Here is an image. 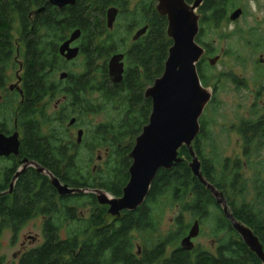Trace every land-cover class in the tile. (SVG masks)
I'll list each match as a JSON object with an SVG mask.
<instances>
[{
  "label": "trees",
  "instance_id": "trees-1",
  "mask_svg": "<svg viewBox=\"0 0 264 264\" xmlns=\"http://www.w3.org/2000/svg\"><path fill=\"white\" fill-rule=\"evenodd\" d=\"M43 1L0 0V75L19 52L9 43L16 22L25 68L23 102L5 116L24 130L20 157L35 161L79 192L59 196L46 175L29 168L19 175L9 193L17 165L0 166V194L4 193L0 196V230L7 228L15 237L36 215L44 219L43 243L23 254L19 264H261L233 230L210 191L192 175L188 166L191 157L184 146L178 150L182 161L170 170L158 171L136 210L110 217L107 206L98 205L94 191L120 198L128 182L129 154L151 112V102L144 98V92L163 73L172 45L166 35L167 21L157 13L154 0H140L132 10L127 8L129 0H75L59 15L49 11L29 18L32 7H39ZM185 1L192 4L194 0ZM236 6V0H205L197 10L196 42L204 48L205 56L213 50L202 38L227 22L228 12ZM109 9L126 16L127 33L146 27V32L121 52L125 66L117 84L111 82L107 71L106 58L118 48L104 37ZM74 30L80 31V53L70 65L80 59L82 71L67 70L66 79L59 81L56 73L67 63L57 49L66 33ZM206 63L202 57L196 66L202 85L207 82ZM93 93L100 96L96 99L100 100L98 107L111 104L119 109L121 120L98 125L74 146L63 123L71 115H77L71 117L76 122L88 111H97L90 99ZM59 98L67 102V107L50 117L47 107ZM199 125L191 148L200 162L203 179L222 195L233 218L251 230L264 252V160H254L263 146V120L242 121L237 128L245 165L238 159L232 163L228 159L220 161L215 153L207 158L203 142L213 143L212 136L202 117ZM101 147L105 160L94 170L89 166L92 155ZM82 148L85 157L79 153ZM0 162L7 161L0 158ZM244 167L252 171L251 176L244 177ZM86 207L90 214L83 217L77 208ZM167 211L175 213L174 225L161 237L159 225ZM194 222L201 234L214 242L212 250L201 245L190 251L181 247ZM64 230L66 236L62 238ZM134 247H138L140 256Z\"/></svg>",
  "mask_w": 264,
  "mask_h": 264
},
{
  "label": "water",
  "instance_id": "water-1",
  "mask_svg": "<svg viewBox=\"0 0 264 264\" xmlns=\"http://www.w3.org/2000/svg\"><path fill=\"white\" fill-rule=\"evenodd\" d=\"M205 0H194L187 4L185 0H154L156 11L166 18V35L172 45L168 50L164 63L163 73L144 92V98L151 102V112L148 123L142 128L141 133L134 139L132 150L129 154L131 166L128 169L129 179L122 191L120 198L107 197L101 190L94 191L96 201L100 206H107V214L119 217L124 211L131 212L140 207L148 193L150 185L159 170H170L182 161L178 157V150L184 146L191 157L189 168L196 177L213 195L221 207L225 218L230 222L233 230L240 236L243 243L254 253L261 264H264V252L258 239L245 225L237 222L228 210L225 199L202 177L200 162L192 151L191 145L199 134V119L211 100L212 93L205 89L197 74V64L204 55V48L196 42L199 32V16L196 14ZM75 0H49V4L62 8L71 6ZM117 14L116 9H109L106 13L107 28L111 29ZM242 14L237 8L229 15V21L234 22ZM146 32V27L137 31L132 37L135 41ZM79 30H74L68 40L58 47V55L66 62L75 60L79 55L78 47L70 45L78 40ZM123 55H113L108 63V75L114 84L121 81L123 74ZM217 58L209 60L213 65ZM67 74L61 72L59 79L64 80ZM75 119L71 118L67 126H72ZM83 131L76 133V143L80 144ZM18 134L5 138L0 134V157L18 154ZM24 162V161H23ZM39 174L46 175L51 185L59 196L70 195L79 190L62 185L48 171L37 166ZM24 168V167H23ZM23 168L12 177L9 184V193L13 184ZM4 193H1L2 196ZM199 232L197 222H194L188 234L181 240V247L190 251L193 249L192 239Z\"/></svg>",
  "mask_w": 264,
  "mask_h": 264
},
{
  "label": "rangeland",
  "instance_id": "rangeland-1",
  "mask_svg": "<svg viewBox=\"0 0 264 264\" xmlns=\"http://www.w3.org/2000/svg\"><path fill=\"white\" fill-rule=\"evenodd\" d=\"M139 1L129 0L127 8L132 10ZM236 4L237 6L231 9L227 16L237 8L242 10L241 16L234 22L228 20L222 23L216 32H210V34L202 38L203 43L210 44L213 50L210 56L204 55L203 57L211 60L219 56L220 62H214L213 65H209L206 60L204 72L207 75V82L206 85L202 86L212 93V100L205 107L201 117L207 123L213 142L209 144L208 142H203L205 156L211 158V154L215 153V157H218L220 161L228 159L232 163L238 159L244 164L246 160L243 157L242 143L237 133V128L242 121L257 122L260 118L264 120V0H236ZM196 14L199 16L197 12ZM126 22V16L119 14L114 21L113 28L108 30L104 36L118 45L115 53L123 52L130 45L135 34V30L131 33L126 32ZM18 31L19 25L16 22L13 25L11 36L14 46L20 50ZM260 57L263 60V64L258 67ZM110 58L111 55L106 58L107 63ZM18 60H21V57L18 58L16 55L12 59V64L9 68L12 76L18 68ZM79 62L80 59L72 65L67 63L66 67L64 66L63 69L56 73V79L58 80L61 72H67V70L80 73L82 69L79 66ZM10 82L14 84L15 77ZM99 97L98 93H93L90 96L96 110L98 109L97 111L92 109L86 114L79 116V121H76L75 125L69 128L67 126L68 121L71 117H77V115H71L68 120L64 121L63 128L73 142L76 140L78 130L83 131L84 138L88 131L92 132L100 124H116L121 120L119 109L114 108L111 104H104V106L98 107L100 100L96 102V99ZM62 107L66 108L67 102L65 100L62 101L61 98L55 99L49 103L46 112L52 117L54 113L61 111ZM79 153L83 157L86 155L83 148L79 150ZM92 157L93 161L90 162L89 166L95 170L105 160L102 147L98 148ZM82 159L84 160V158ZM254 160H264V140L263 146L258 152V156L254 157ZM4 164L7 165L8 163L0 162V166ZM241 173L244 177H249L252 171L244 167ZM94 195L97 196L95 192ZM105 195L112 197L107 193ZM77 212L86 217L90 214V208H77ZM174 216L175 213L172 211L165 212L159 225V236L162 237L169 230H172V225H174L172 219ZM42 221V218L36 215L21 227L15 237L12 231L7 228L0 230V257L3 258L2 264H16L14 254L30 250L42 242ZM60 235L65 238V230L61 231ZM31 238H36L38 241L32 242ZM137 241L138 239H135V243ZM191 242L194 247L201 245L209 250L214 248V242L208 236L201 234L200 230L197 237L192 239ZM134 248L135 254L140 256L138 247ZM169 252L170 249L167 250L165 256H168Z\"/></svg>",
  "mask_w": 264,
  "mask_h": 264
},
{
  "label": "flooded vegetation",
  "instance_id": "flooded-vegetation-1",
  "mask_svg": "<svg viewBox=\"0 0 264 264\" xmlns=\"http://www.w3.org/2000/svg\"><path fill=\"white\" fill-rule=\"evenodd\" d=\"M44 3L42 5H40L39 7H32L31 9V15L29 16V18H33L34 15L38 14V13H47L49 11H52L54 12V14H57L59 15L61 11H64L67 7L69 6H64L62 8H59V7H56V6H53L51 4H49V0H44L43 1ZM72 6V5H71ZM117 10V9H116ZM107 13V12H106ZM120 14V12L117 10V14L115 16V19L116 17ZM230 15V14H229ZM229 15H228V18H229ZM229 20V19H228ZM115 21V20H114ZM106 26H107V23H106ZM114 26V22L112 24V28ZM111 28V29H112ZM111 29H108L107 30H111ZM73 32V31H72ZM72 32H69V33H66V38L64 39V41H62L60 43V45L65 42L66 40H68L70 34ZM79 39V38H78ZM77 41H74L70 47H78L77 45ZM9 43H11V45L14 46V43L13 41L11 40V42L9 41ZM19 46H20V50L18 47H16V50H17V54L16 56L19 58L21 57V60H18V68L16 70V72L13 74L12 76V72L10 73L9 72V68L11 67V64H12V61L10 62V64L8 65V67L6 69H4L2 72H1V75H0V134L3 135L5 138H9L11 137L14 133H17L18 134V141H19V149H18V154L16 156L14 155H9L7 157H0L1 159H4L6 160L7 162L6 163H12V164H16L17 165V170L16 172L18 171V169L20 168H23V171L31 168V169H34L37 172V168L34 164H36L37 166L41 167V165H39L38 163H36L35 161L31 160V159H28L26 157H23L21 158L20 157V149L23 145V140L25 139V134H24V130L22 127H20L16 121L12 118V120H9V116L6 117L5 114L7 113H11L12 111H14L16 108H18L19 104H21L23 102V94H24V81H23V76H24V72H25V68H24V61L22 59V54L24 53V48H23V45L21 42H19ZM59 47V46H58ZM79 48V47H78ZM58 50V49H57ZM79 53H80V50H79ZM117 54H122L123 53H117ZM113 55H116L115 53L111 55V57ZM79 56V55H78ZM204 56V55H203ZM78 58V57H77ZM76 58V59H77ZM217 58L216 62H220V57L217 56L215 57ZM63 59V58H62ZM205 61L207 60V62L209 63V60L208 58L206 59V57H204ZM64 60V59H63ZM124 55H123V59H122V63H123V71H124ZM17 61V60H16ZM65 61V60H64ZM74 61V60H73ZM109 61V60H108ZM72 62V61H71ZM71 62H66L65 63H71ZM261 64H263V60L259 59L258 61V67L259 66H262ZM210 65V64H209ZM259 69V68H258ZM108 71V70H107ZM67 74V72H65ZM109 76V75H108ZM15 77V83L13 84L12 82H10L12 80V78ZM67 77V76H66ZM110 78V77H109ZM66 79V78H65ZM64 79V80H65ZM58 80L59 81H64V80H60L59 79V76H58ZM111 80V79H110ZM112 82V80H111ZM113 83V82H112ZM13 98H17V102L13 103L12 102V99ZM212 100V98H211ZM210 100V101H211ZM209 101V102H210ZM58 108V107H56ZM59 111V110H57ZM75 119V118H74ZM262 118H260L258 121H260ZM263 120V119H262ZM257 121V122H258ZM264 122V120H263ZM76 123V122H75ZM75 123L72 125L74 126ZM72 126H68L69 127H72ZM82 138H83V135H82ZM82 141V140H81ZM74 143V146H77L79 144L76 143V140L73 142ZM73 153H74V149H73ZM20 157V158H19ZM24 161V162H23ZM43 168V167H42ZM45 170V169H44ZM39 174V173H38ZM44 175V174H42ZM11 182V181H10ZM61 183V182H60ZM62 184V183H61ZM62 185H67V184H62ZM108 208V207H107ZM40 216V215H38ZM43 219L42 216H40ZM43 222V221H42ZM42 242L39 243L42 244L43 241H44V238H43V234H42ZM31 241L32 242H36L38 241L36 238H31ZM38 245V246H39ZM37 247V246H35ZM34 247V248H35ZM27 251H24V252H20V253H16L14 254V258L16 259V264H19L20 262V259L22 257L23 254H25ZM1 261L3 260L2 257H0ZM2 264V263H1Z\"/></svg>",
  "mask_w": 264,
  "mask_h": 264
}]
</instances>
